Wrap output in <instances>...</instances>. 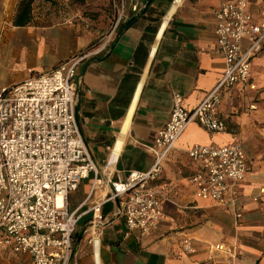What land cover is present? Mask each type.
Segmentation results:
<instances>
[{
  "label": "crops",
  "instance_id": "0c3cea01",
  "mask_svg": "<svg viewBox=\"0 0 264 264\" xmlns=\"http://www.w3.org/2000/svg\"><path fill=\"white\" fill-rule=\"evenodd\" d=\"M20 1L0 0V91L29 73L92 53L76 69L80 84L74 112L98 174L95 179L90 173L68 195V209L81 213L68 264H264V46L252 61L255 90L220 91L218 116L225 130L209 132L192 122L162 161L152 183L163 196L155 231L125 235L122 199H107L109 180L152 165L149 147L169 118L172 94L179 93L183 108L191 110L221 78L225 65L214 33L215 10L229 0H138L136 12L131 10L135 0H122L123 18L113 40L96 53L92 50L101 47L121 0H32L29 20L18 25ZM262 8L264 0H248L251 13ZM118 140L116 157L106 165ZM231 143L246 155L237 188L239 221L230 207L196 198L187 182L199 165L185 149ZM94 214L104 224L92 245L86 227ZM186 237L193 253L182 250ZM215 245L230 252L211 249ZM0 264H31V257L0 246Z\"/></svg>",
  "mask_w": 264,
  "mask_h": 264
},
{
  "label": "built area",
  "instance_id": "2783aa9c",
  "mask_svg": "<svg viewBox=\"0 0 264 264\" xmlns=\"http://www.w3.org/2000/svg\"><path fill=\"white\" fill-rule=\"evenodd\" d=\"M138 9L135 0L131 10ZM123 10L121 0L117 16L100 40L101 47L92 52L112 42ZM214 33L225 65L217 84L191 110L183 108L181 95L174 92L169 118L149 147L152 165L146 170H130L124 179L108 181L107 199H122L119 214L125 235L133 230L149 234L157 229L163 196L152 183L187 126L195 122L209 132L224 131L225 124L218 116L220 91L237 86L255 90L250 71L264 46V8L253 14L248 0L222 2L215 10ZM90 54L70 57L45 72L29 73L21 82L0 91V246L28 254L31 264H68L72 234L81 213L79 208L68 209L67 198L90 173L95 179L98 174L74 112L80 84L76 69ZM249 108L254 109V105ZM184 152L199 165L187 180L195 197L230 207L239 221L242 208L237 188L246 171L242 147L238 143L194 144ZM98 207L96 203L90 210L95 212ZM103 224L99 214L88 222L90 244L99 240ZM211 249L230 252L223 245ZM182 250L187 254L194 251L188 237L182 241Z\"/></svg>",
  "mask_w": 264,
  "mask_h": 264
},
{
  "label": "trees",
  "instance_id": "16d2710c",
  "mask_svg": "<svg viewBox=\"0 0 264 264\" xmlns=\"http://www.w3.org/2000/svg\"><path fill=\"white\" fill-rule=\"evenodd\" d=\"M32 0H21L19 3V12L17 14L16 23L18 25H24L29 20L27 15L29 10V4ZM60 7V6H59ZM21 19V20H19Z\"/></svg>",
  "mask_w": 264,
  "mask_h": 264
},
{
  "label": "bare ground",
  "instance_id": "6f19581e",
  "mask_svg": "<svg viewBox=\"0 0 264 264\" xmlns=\"http://www.w3.org/2000/svg\"><path fill=\"white\" fill-rule=\"evenodd\" d=\"M178 2H179V0H176V1H175V3H178ZM174 8H175V4H173V5L170 7V9L167 11V13L165 14L164 19H163V25H164V24L167 22V20L169 19V16H170L171 13L173 12ZM120 145H121V142H120V140H118V141L116 142L115 146H114L113 151L111 152L110 159L108 160L109 163H111V162L115 159L116 154H117V151H118L119 148H120Z\"/></svg>",
  "mask_w": 264,
  "mask_h": 264
},
{
  "label": "rangeland",
  "instance_id": "374dc122",
  "mask_svg": "<svg viewBox=\"0 0 264 264\" xmlns=\"http://www.w3.org/2000/svg\"><path fill=\"white\" fill-rule=\"evenodd\" d=\"M111 24V23H110ZM110 26V25H109ZM100 40V39H99ZM100 42V41H99Z\"/></svg>",
  "mask_w": 264,
  "mask_h": 264
}]
</instances>
